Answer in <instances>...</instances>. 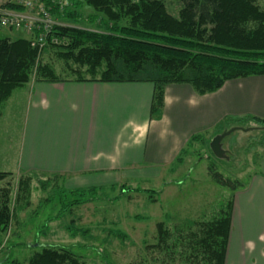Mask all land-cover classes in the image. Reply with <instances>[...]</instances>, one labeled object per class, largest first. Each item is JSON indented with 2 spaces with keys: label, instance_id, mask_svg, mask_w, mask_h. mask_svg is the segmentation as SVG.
I'll return each mask as SVG.
<instances>
[{
  "label": "trees",
  "instance_id": "1",
  "mask_svg": "<svg viewBox=\"0 0 264 264\" xmlns=\"http://www.w3.org/2000/svg\"><path fill=\"white\" fill-rule=\"evenodd\" d=\"M41 2L51 17L61 23L73 22L76 25H55L47 35L44 47L33 46V39L26 37L0 38V108L17 89L33 79L50 83H152L155 93L151 112L155 115L161 114L168 85L189 84L199 95H207L218 92L228 81L264 76V0ZM4 7L11 11L24 10V6L10 1ZM85 8L93 11L87 19L82 14ZM81 19L95 24V28L79 27ZM1 20L0 14V29ZM36 34L39 35V32ZM51 49L67 65L70 75L63 77L55 65L43 63L44 56ZM231 120L254 123L255 127L264 129V120L255 116L231 117ZM201 139L202 135L194 136L188 147ZM181 157L180 154L177 163L182 162ZM208 170L212 180L220 186L230 187L233 191L244 186L239 181L226 179L215 164H210ZM36 173L39 172L21 178L17 192L12 187L2 190L5 199L0 204V234L10 229L16 215L15 208L11 209L10 205L13 193L19 203L28 205L30 196L23 195L26 191L30 194V183L39 178ZM10 176L11 173L0 172V183ZM60 178L66 179L52 174L47 180L39 182L42 189L47 190ZM63 187L64 184L55 191ZM100 190L89 187L62 191V202L69 200L68 196L72 199L68 204L64 203L61 213L73 212L77 207L101 200ZM135 190L142 191L139 188ZM53 198L51 196L49 201ZM232 208L230 198L215 218L195 222L185 229H172L165 222H160L157 224V242L147 248L156 249L158 253L179 249L194 252L198 249L209 264H225L232 228ZM118 236L126 237L123 232ZM3 262L20 264L18 260L10 259ZM28 264L85 262L69 249L44 246L30 257ZM137 264L147 263L144 260Z\"/></svg>",
  "mask_w": 264,
  "mask_h": 264
},
{
  "label": "rangeland",
  "instance_id": "2",
  "mask_svg": "<svg viewBox=\"0 0 264 264\" xmlns=\"http://www.w3.org/2000/svg\"><path fill=\"white\" fill-rule=\"evenodd\" d=\"M9 1L18 4L23 0H0V10H5L4 6ZM25 11L26 15L39 17L38 4L34 3L32 12L27 7L17 12ZM82 12L86 19L93 14L89 8ZM53 20L57 25H76L73 22L61 23L57 18ZM78 25L86 29L95 28V24L83 19ZM19 37L33 39V35L27 34L24 27L2 26L0 29V38ZM43 63L55 65L63 77L70 75L67 65L56 56L54 49L44 56ZM34 82H37L36 79L17 89L0 108V172L11 173L7 180L0 183V204L5 199L2 192L4 188L12 187L17 192L21 178L38 172H28L16 166L24 145L28 92ZM231 117L234 116L223 119L224 122L210 132L212 138L203 135L201 140L187 146L184 153L180 152L182 162L175 163L173 168L155 164L153 144L149 142L147 151L148 140L145 139L140 155L132 160L134 164L110 172L108 180H104L108 184L98 187L101 189V200L77 207L73 212L61 213L64 203L68 204L72 199L68 196L69 200L62 202L61 192L80 188L76 181L69 177L65 180L60 178L43 190L39 181L47 180L51 174L36 173L39 178L30 183V194L26 191L23 195L30 196L28 205L19 203L15 194L12 195L10 205L11 209L15 208L16 215L10 229L0 234V264H5L3 261L7 259L28 264L30 257L44 246L69 249L85 264H137L144 260L147 264H209L198 249L194 252L179 249L171 253H158L147 246L157 242L158 223L165 222L172 229H185L195 222L215 218L227 204L234 194L233 190L212 180L208 170L210 164H215L226 179L244 185L255 174L253 165L259 162L264 135L256 130L246 131L256 124L233 122ZM160 118L161 114H158L156 119ZM232 128L240 130L224 139L223 147L228 158L219 159L209 149L210 140L213 134L224 133ZM113 129L111 131H117ZM63 184L64 187L56 192L55 188ZM121 186L125 187L123 189L139 188L142 191H123ZM51 196L54 198L49 201ZM122 232L125 238L118 236ZM254 234L257 238L259 231ZM260 241L263 246L264 238ZM255 254L258 264H264L261 254Z\"/></svg>",
  "mask_w": 264,
  "mask_h": 264
},
{
  "label": "crops",
  "instance_id": "3",
  "mask_svg": "<svg viewBox=\"0 0 264 264\" xmlns=\"http://www.w3.org/2000/svg\"><path fill=\"white\" fill-rule=\"evenodd\" d=\"M154 93L152 83L34 82L16 166L73 178L80 188L99 187L108 184L104 180L110 172L134 164L145 139L147 151L149 142L153 144L155 164L173 168L194 136H211L223 119L264 120V76L231 80L207 95L189 84L168 85L160 120L151 112ZM256 131L264 135V129ZM217 134L221 132L213 138ZM262 148L255 174L231 197L225 264H258L255 253L264 260V143Z\"/></svg>",
  "mask_w": 264,
  "mask_h": 264
},
{
  "label": "built area",
  "instance_id": "4",
  "mask_svg": "<svg viewBox=\"0 0 264 264\" xmlns=\"http://www.w3.org/2000/svg\"><path fill=\"white\" fill-rule=\"evenodd\" d=\"M42 0H23L18 5L27 7L30 12L33 11L34 3L38 4L39 17L34 15H26L27 12H17L8 9L0 10L2 16V26H16L18 28L24 27L27 34L33 35V46L44 47L47 35L53 30V27L57 25L50 13L42 5ZM39 32V35L36 34Z\"/></svg>",
  "mask_w": 264,
  "mask_h": 264
},
{
  "label": "water",
  "instance_id": "5",
  "mask_svg": "<svg viewBox=\"0 0 264 264\" xmlns=\"http://www.w3.org/2000/svg\"><path fill=\"white\" fill-rule=\"evenodd\" d=\"M255 129H261L259 127H252V128H248L246 131H250V130H255ZM240 130V128H232L229 131H226L224 133L218 134L216 135L212 141L210 142V148L213 152V154L221 159V158H228L227 157V151L224 149L223 147V141L224 139L229 136L230 134H232L233 132Z\"/></svg>",
  "mask_w": 264,
  "mask_h": 264
}]
</instances>
